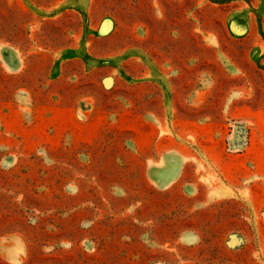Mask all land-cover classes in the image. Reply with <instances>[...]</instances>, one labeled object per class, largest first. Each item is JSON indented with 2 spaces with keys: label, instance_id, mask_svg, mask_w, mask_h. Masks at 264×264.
Listing matches in <instances>:
<instances>
[{
  "label": "rangeland",
  "instance_id": "rangeland-1",
  "mask_svg": "<svg viewBox=\"0 0 264 264\" xmlns=\"http://www.w3.org/2000/svg\"><path fill=\"white\" fill-rule=\"evenodd\" d=\"M51 3L0 0V264H264V0Z\"/></svg>",
  "mask_w": 264,
  "mask_h": 264
},
{
  "label": "crops",
  "instance_id": "crops-1",
  "mask_svg": "<svg viewBox=\"0 0 264 264\" xmlns=\"http://www.w3.org/2000/svg\"><path fill=\"white\" fill-rule=\"evenodd\" d=\"M62 4H67L69 8L65 12L77 20L82 14L87 18V26L85 32L88 33L86 40H93L94 32L101 33L110 32L109 35L103 37L104 40L112 41L116 34L121 33V39L127 40V35L135 33L141 26V20L136 16L135 4H131L134 0H59ZM57 8V0H52L49 10ZM63 12V13H65ZM60 13L59 15H64ZM107 19L111 21L107 22ZM108 25V26H107ZM101 38V37H96ZM125 46V44H123ZM120 47V46H119ZM123 47V46H121Z\"/></svg>",
  "mask_w": 264,
  "mask_h": 264
}]
</instances>
